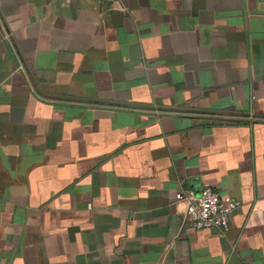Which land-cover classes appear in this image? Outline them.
Masks as SVG:
<instances>
[{
    "label": "crops",
    "instance_id": "1",
    "mask_svg": "<svg viewBox=\"0 0 264 264\" xmlns=\"http://www.w3.org/2000/svg\"><path fill=\"white\" fill-rule=\"evenodd\" d=\"M0 264H264V0H0Z\"/></svg>",
    "mask_w": 264,
    "mask_h": 264
},
{
    "label": "built area",
    "instance_id": "2",
    "mask_svg": "<svg viewBox=\"0 0 264 264\" xmlns=\"http://www.w3.org/2000/svg\"><path fill=\"white\" fill-rule=\"evenodd\" d=\"M176 199L183 202L185 206L183 227L192 231L206 228L228 231L231 214L239 205V202L231 196L221 195L211 187H205L199 192L180 191L176 194Z\"/></svg>",
    "mask_w": 264,
    "mask_h": 264
}]
</instances>
